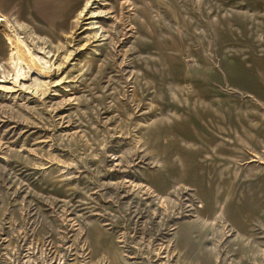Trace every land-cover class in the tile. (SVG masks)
Wrapping results in <instances>:
<instances>
[{
	"label": "rangeland",
	"instance_id": "obj_1",
	"mask_svg": "<svg viewBox=\"0 0 264 264\" xmlns=\"http://www.w3.org/2000/svg\"><path fill=\"white\" fill-rule=\"evenodd\" d=\"M0 20V264H264V0Z\"/></svg>",
	"mask_w": 264,
	"mask_h": 264
},
{
	"label": "bare ground",
	"instance_id": "obj_2",
	"mask_svg": "<svg viewBox=\"0 0 264 264\" xmlns=\"http://www.w3.org/2000/svg\"><path fill=\"white\" fill-rule=\"evenodd\" d=\"M88 4V3H87ZM1 21V20H0ZM7 36V35H6ZM8 37V40H9V42L11 43V38L9 37V36H7Z\"/></svg>",
	"mask_w": 264,
	"mask_h": 264
}]
</instances>
